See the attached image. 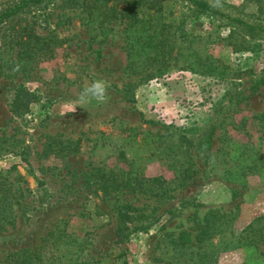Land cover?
<instances>
[{"label":"rangeland","instance_id":"374dc122","mask_svg":"<svg viewBox=\"0 0 264 264\" xmlns=\"http://www.w3.org/2000/svg\"><path fill=\"white\" fill-rule=\"evenodd\" d=\"M154 1L174 38L209 56L210 73L129 72L124 22L86 21L68 0L27 6L0 25V176L27 188L11 205L13 225L0 229V264H264V244L237 241L264 215V33L234 20L264 30V0H206L220 15ZM23 25L42 44L27 46L13 72L18 46L7 41ZM95 79L109 85L107 100L76 105ZM19 86L35 100L11 113ZM77 138L76 150H59ZM150 178L161 191L148 192ZM119 211L130 218L117 235ZM204 215L220 221L210 237L219 250L171 242L183 231L193 241Z\"/></svg>","mask_w":264,"mask_h":264},{"label":"trees","instance_id":"16d2710c","mask_svg":"<svg viewBox=\"0 0 264 264\" xmlns=\"http://www.w3.org/2000/svg\"><path fill=\"white\" fill-rule=\"evenodd\" d=\"M68 1L71 3V6L81 7L87 10V14L85 15V18H87L86 21L95 20L97 24H101L105 19L107 21L118 20L119 22H124L125 66L131 73L145 72L144 75L146 77L153 78L166 74L167 69L171 66L187 69L196 73H210L213 69V67L210 66L211 64L205 61L209 56L193 54L192 48L188 51L189 46H182V42L174 38L175 29L171 28V21L165 20L169 12L166 13V8L156 4L154 0H109V5H106L108 0H92V3H96L97 1L100 2V4H94L93 8H97V6L101 7L99 11L95 12L91 10V6L87 4L91 2V0ZM187 1L197 9L209 15L221 14L212 4L207 3L206 0ZM47 2H49V0H16L10 7L0 9V25L10 20L22 8L35 4L45 5ZM150 8L152 9L151 12ZM156 17L157 20H155ZM234 20L240 22L250 33H252L254 29H256L257 32L264 33L261 26L249 24L238 18H234ZM227 37L228 35L218 39H225ZM40 41L41 37L34 33L30 26H21L17 33L8 38L7 41L8 47L11 45L18 46L15 59L12 60L13 63L22 58V53L25 52L27 46L37 45L40 47V44H42ZM240 47L239 49H250L249 43L245 42H243ZM186 48L187 52H183ZM2 66L3 65L0 64V74L3 73ZM223 69H225V66L216 70V73H221ZM34 100L35 95L28 89L23 86L16 87L13 90L9 110L11 113H18L26 109ZM210 134L211 130H209L206 135V145L210 143ZM78 142L79 139L77 138L69 145L62 146L59 150H65L66 152L76 150ZM25 165L27 171L31 172L26 161ZM35 180L37 186L40 187L41 181L36 177ZM144 181L145 184L152 185L151 183L154 182V178L145 179ZM143 185V183L138 182V190L145 191L146 189L140 188L147 187ZM159 187L160 186L152 185L148 186L147 190L149 193L155 194L161 191ZM26 190V187H13L10 182H6L5 177L0 176V229L4 228L5 225H13V217L10 210L11 205L13 202H16L15 197H20ZM15 192L18 194L15 195ZM116 217V232L117 235H120L123 233L125 223L129 220L130 216L126 212L119 211ZM139 227L145 229L143 226ZM196 227L198 231L193 241L189 238L188 233L183 231L171 242L179 247L195 242L201 246L210 245L212 250L219 248L215 246L216 244H212L210 237L214 233L222 231L223 228L221 227L220 221L214 219V217L209 220L206 218V215H204L200 221H197ZM237 241L245 245L264 244V215L256 217L243 227L242 230L237 233ZM193 252L198 253V247L197 250ZM204 254L206 253H201L199 258L204 259L206 257Z\"/></svg>","mask_w":264,"mask_h":264},{"label":"clouds","instance_id":"9594fccd","mask_svg":"<svg viewBox=\"0 0 264 264\" xmlns=\"http://www.w3.org/2000/svg\"><path fill=\"white\" fill-rule=\"evenodd\" d=\"M20 68L21 64L19 62H16L12 68V71L19 72ZM108 87L109 85L102 79L93 80L91 83L83 87L78 96V101L80 103H77L76 105L81 106L83 103H86L91 99H94L100 103L105 102L108 98ZM76 105L63 112L62 115L64 116L66 113L74 111Z\"/></svg>","mask_w":264,"mask_h":264}]
</instances>
